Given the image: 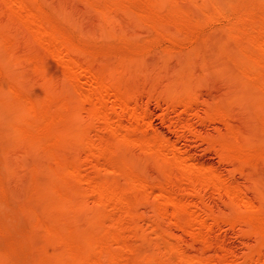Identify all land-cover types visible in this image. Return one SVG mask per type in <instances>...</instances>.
Wrapping results in <instances>:
<instances>
[{"label": "bare ground", "instance_id": "obj_1", "mask_svg": "<svg viewBox=\"0 0 264 264\" xmlns=\"http://www.w3.org/2000/svg\"><path fill=\"white\" fill-rule=\"evenodd\" d=\"M1 78L0 264H264V0H0Z\"/></svg>", "mask_w": 264, "mask_h": 264}, {"label": "rangeland", "instance_id": "obj_2", "mask_svg": "<svg viewBox=\"0 0 264 264\" xmlns=\"http://www.w3.org/2000/svg\"><path fill=\"white\" fill-rule=\"evenodd\" d=\"M228 20L227 19H222L218 22H215V24L213 25H222L227 23ZM208 29V28H206ZM162 44H170L172 45L171 42H167V40H163L161 42ZM174 47L177 48H185V46H178V45H173ZM183 48V49H184ZM0 86L2 88L6 87V81L4 78L0 79ZM149 110H150V119L152 122V125L154 128L160 130L161 132H163L166 136L170 137L171 139L173 138H177L176 140H178L177 144L181 147L187 149V151L199 162H204L207 164H211L213 166H216L220 169H225L226 167L221 163H219L218 157L215 154L214 151L208 149L206 147V145L203 142H200L196 139H194L189 133L185 132L181 134V131L179 128H177L178 126L174 124V122L177 120V118L183 116L182 118H184V116L186 117V115H182L180 114L179 110H175V111H169L168 113V117L166 120H163L161 117V114L163 112V108L164 105H156L155 102H150L149 103ZM163 107V108H162ZM178 112V113H177ZM188 117V116H187ZM174 120V121H173ZM194 122V126L197 129H200L201 131H212V125L211 124H199V122H195L194 120H192ZM211 127V128H210ZM180 132V133H179ZM179 136H178V135ZM184 134V135H183ZM178 136V137H176ZM215 164V165H214ZM239 177L238 175L236 176V178ZM239 181H241L240 177L238 178ZM206 200L209 202H216V199L214 200V198L210 195V194H206L205 195ZM190 198V197H189ZM191 199V198H190ZM23 225L20 224V228L21 230H25L26 229V224L22 223ZM22 226V227H21ZM25 226V227H24ZM221 227V228H220ZM220 227H214V229L212 230V234L213 235H217L227 247L232 248L233 250L235 249L236 251L240 252L243 249V244L242 243V239L239 238L236 234L234 235L233 231H231L230 229H227L226 226H220ZM215 230V232H214ZM241 241V242H240ZM230 245V246H229ZM241 247V248H240ZM240 248V249H239Z\"/></svg>", "mask_w": 264, "mask_h": 264}]
</instances>
